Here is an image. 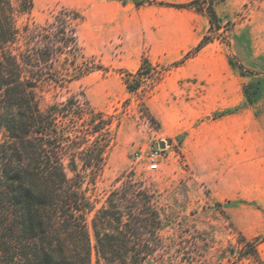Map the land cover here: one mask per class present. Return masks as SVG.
Returning a JSON list of instances; mask_svg holds the SVG:
<instances>
[{"label": "rangeland", "instance_id": "obj_1", "mask_svg": "<svg viewBox=\"0 0 264 264\" xmlns=\"http://www.w3.org/2000/svg\"><path fill=\"white\" fill-rule=\"evenodd\" d=\"M151 1L33 0L18 20L44 25L60 6L82 16L77 60L64 52L58 64L64 71L75 62L90 72L70 82L63 73V87L38 94L43 108L73 96L111 119L102 170L94 185L84 183L93 202L91 240L94 213L132 174L162 218L163 248L145 264H256L236 256V240L238 232L250 240L264 233V81L260 98L240 105L243 85L264 78V0H218L222 28L195 54L210 32L207 15L175 5L189 0ZM143 57L159 79L128 92L126 73H135ZM59 123L73 132L83 120L68 116ZM153 148L163 154L155 170L147 167ZM257 247L264 261V241Z\"/></svg>", "mask_w": 264, "mask_h": 264}, {"label": "trees", "instance_id": "obj_2", "mask_svg": "<svg viewBox=\"0 0 264 264\" xmlns=\"http://www.w3.org/2000/svg\"><path fill=\"white\" fill-rule=\"evenodd\" d=\"M217 1L175 4L205 13L210 23V32L191 54L222 28ZM151 2L136 0L137 5ZM32 7L33 0H0V264H145L163 248L162 218L149 206L145 190L132 183V174L124 176L94 213L91 240L87 217L93 202L84 183L94 185L102 170L111 119L73 96L45 108L40 104L38 90L63 87L58 76L64 73L70 82L90 72L75 62L64 71L58 64L64 52L77 60L81 13L60 6L44 25L29 20L19 25ZM228 63L245 75L232 57ZM155 72V65L143 57L135 73H126L127 91L137 92L148 80H158ZM263 81L257 77L243 85L240 106L260 98ZM68 116L83 120L79 131L61 128L59 121ZM238 235L236 256L264 264L257 247L264 233L254 240Z\"/></svg>", "mask_w": 264, "mask_h": 264}, {"label": "built area", "instance_id": "obj_3", "mask_svg": "<svg viewBox=\"0 0 264 264\" xmlns=\"http://www.w3.org/2000/svg\"><path fill=\"white\" fill-rule=\"evenodd\" d=\"M160 148H153L147 153V167L151 170H155L159 167L160 160L163 156Z\"/></svg>", "mask_w": 264, "mask_h": 264}, {"label": "water", "instance_id": "obj_4", "mask_svg": "<svg viewBox=\"0 0 264 264\" xmlns=\"http://www.w3.org/2000/svg\"><path fill=\"white\" fill-rule=\"evenodd\" d=\"M161 146H163V143H161Z\"/></svg>", "mask_w": 264, "mask_h": 264}]
</instances>
